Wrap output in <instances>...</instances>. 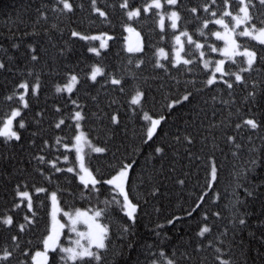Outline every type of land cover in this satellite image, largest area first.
<instances>
[{"label":"trees","instance_id":"16d2710c","mask_svg":"<svg viewBox=\"0 0 264 264\" xmlns=\"http://www.w3.org/2000/svg\"><path fill=\"white\" fill-rule=\"evenodd\" d=\"M123 2L96 0V7L106 13L101 17L93 10L92 0H69L71 11L64 10L59 0H0V64L4 65L0 71L5 72L0 75V127L13 110L20 111L14 119L20 138L0 136V218L13 219L12 225L0 223V255L5 250L12 253L0 264H30L33 253L42 248L50 229L51 192L56 193L63 212L107 208L99 218L109 227L101 261L86 258L77 264H141L146 257L164 249L171 253L173 248L187 256L190 245L205 244L207 234L226 233L233 254L220 260L214 253L209 260L203 254L197 264H221V260L264 264V45L236 35L241 47L256 52L253 67L240 71L247 68L246 58L235 56L226 61L224 73H239L243 81L221 74L222 79L208 85L211 68L204 67L200 50L205 56H219L211 51L213 45L222 46L214 37L220 28L214 18L222 16L228 5L239 10L237 0H229L228 5L224 0H178L173 5L181 17L177 29H170L168 20L161 29L157 9L143 11L151 0H129V9L120 7ZM252 5V23L259 27L264 6L259 0H252ZM135 8L141 14L130 20L126 12ZM192 8L197 11L193 13ZM20 19L22 23L17 22ZM130 24L140 34V51L128 52L125 47ZM22 28L27 32H21ZM178 30L193 39L184 44L188 64L172 58L173 35ZM73 31L102 39H81L72 36ZM195 40L202 44L199 49ZM159 48L167 49L168 55L160 57ZM94 66L102 69L95 81L90 79ZM72 75L77 76L73 90L57 92ZM113 78L121 83L113 84ZM22 83L27 90L19 87ZM138 90L144 94L142 104H148L142 109V104L134 105L130 99ZM185 95L187 100L182 99ZM76 111L84 117L79 124L87 141L105 149L101 153L88 146L84 149L85 163L100 181L98 191H91V185L84 188L77 173L67 171L68 166L76 167L71 148L78 130L73 119ZM145 113L163 117L147 143L150 120L144 119ZM247 119L259 126L252 129L243 124ZM156 148L162 151L157 153ZM126 164L131 167L125 190L137 205L135 222L113 201V197L121 200L119 194L103 183ZM37 188L45 191L36 192ZM25 190L32 200L31 210L27 199L17 194ZM241 219L244 224L239 223ZM20 225L25 226L23 231ZM204 226L210 231L198 235ZM143 228L148 233L140 232ZM60 255L58 249L49 251L46 264H62ZM166 259L171 257L164 258L163 264Z\"/></svg>","mask_w":264,"mask_h":264},{"label":"snow or ice","instance_id":"6c2138e0","mask_svg":"<svg viewBox=\"0 0 264 264\" xmlns=\"http://www.w3.org/2000/svg\"><path fill=\"white\" fill-rule=\"evenodd\" d=\"M61 4H63V9L71 11L72 10V5L69 3V0H59ZM178 0H166V3L169 5H176ZM215 2V0H213ZM238 4L240 5L238 13L236 15H233L231 11L225 10L222 13L221 18L216 19L215 23L222 25L224 28V33L221 34L220 32H215L214 35L217 37V39H221L224 41L225 46L222 49H217V48H212V51H221L222 54L226 59H233L235 56H243L246 58V63H247V68H243L240 71H248L250 70L254 62L256 60V52L249 50L247 47H244V50L238 51V49L241 47L240 45L237 44L236 39L234 38L236 35L241 36V37H248L252 40L258 41L260 44L264 45V21H261V26H257L255 23H252L254 17L250 12V7L252 5V0H237ZM225 5L229 4V0H224ZM259 4L264 6V0H259ZM92 6L93 10L97 12L101 17H105L106 13L102 11L101 9L96 7V0H92ZM121 8L124 9H129V0H124V2L120 5ZM152 8L155 9H161L162 4L161 0H151L150 4H147L144 6L143 11L145 13L149 12ZM191 11L195 13L197 11L196 8H192ZM205 11H208V9L205 7ZM141 14L140 9H131L127 10L126 15L127 17L131 20L135 17H139ZM213 15H216L213 13ZM223 17H231L232 26H229V23H226ZM167 18L171 21V28L176 29L177 28V21L180 20V15L177 11H171ZM164 15H160V27L163 29L164 27ZM207 21H205V26H207ZM241 25H245L242 31L237 32V28ZM129 32H133L134 29L131 27H127L126 29ZM72 36H80L79 33L73 31ZM137 36H139V33H137ZM180 36H188L187 32H182ZM180 36H176V42L177 44L180 43ZM81 39L85 40H101L102 38L100 36H80ZM108 39H111V37H108ZM188 40L191 43L192 38L188 36ZM106 43L101 42L100 47L104 48L106 47ZM201 47L200 44H196V48L199 49ZM141 49L139 47L133 48V47H128L127 51L128 52H135V51H140ZM90 52H94L97 55H99V52L96 48H90ZM159 53L161 56H164V50L160 49ZM203 55V53L201 54ZM33 59H36L35 56L32 57ZM181 57L179 55V51L176 54V63L181 62ZM191 61L188 60H183L184 64H188ZM235 62V61H233ZM224 60H219L216 62V67H215V72H219L222 74H231L235 76V81L236 82H242L243 77L239 73H224ZM208 62L205 61L204 67L207 68ZM4 65L0 64V68H3ZM102 74V69L99 67H93L91 70V75L90 79L95 81L97 76ZM215 81V76L213 75L207 80L208 85H212ZM77 82V76L72 75L70 77V80L68 84L64 86V88L57 87L56 91L61 92L63 90H67L68 92H71L73 90V87L75 86ZM113 84H120L121 81L118 79L113 78L111 81ZM228 84L229 88H232V83H228L227 81L225 82ZM20 88H23L27 90L28 85L27 84H20ZM38 87V85H37ZM35 91V88L33 89ZM143 92L137 91L136 94L132 97L131 103L132 104H140L141 103V98L143 97ZM250 95H252L250 93ZM11 99V97H9ZM183 100H187L188 96L185 95L182 97ZM20 100H24V96L20 95ZM180 101H174L173 103H179ZM75 103V102H73ZM27 107V104L24 105ZM169 107H172L170 104ZM20 115V111L13 110L11 113V116L3 123V127H0V136L5 137L6 139H19V135L16 131L13 130L12 128V122L13 119L17 116ZM84 117L82 116L81 112L77 111L74 114L73 119L77 121L76 127L77 129L80 128L79 121L82 120ZM144 119L145 120H150V125L147 127L146 130V137L147 140L145 143H147L148 140H151L153 138V135L156 132L157 126L161 123V120L163 117H160L159 119H152L147 113L144 114ZM112 122L116 123L117 122V117L114 115L112 117ZM60 123H63L61 120ZM243 124L249 126L252 129H256L259 125L254 119H247L243 121ZM21 128L24 127L23 122L20 123L19 125ZM59 127V124L57 125ZM237 128L241 127L240 124L236 125ZM231 140L232 138L229 137ZM75 144L72 145V147L75 148L76 151V157L77 160L79 161V168H80V173H78L79 180L83 184L84 188H89V185H91V191H98L96 188V185L100 183L95 177V175L85 166L84 163V155H83V146L84 144H87L89 148L93 152L96 153H101L104 152L105 149L101 147H95L93 146L89 141H87L85 134L83 132H79L75 137ZM67 148L68 145H65ZM162 149L156 148V152L159 153L161 152ZM41 159H43L41 157ZM65 160L68 159L67 156L64 157ZM131 167V165H124L117 173L116 175L112 176L110 179L104 181L103 183L111 185L113 190L116 191L119 196L123 197L122 203L118 200H116V197H113V201L117 204H120L121 211L124 212V214L128 217L129 220L135 222V214L137 212V205L134 204L130 199H129V194L125 190V183L128 180V169ZM57 171H60V169L57 168ZM68 172H73L74 169L69 167L67 169ZM211 176L212 179H216V168L213 166L212 171H211ZM211 183H209V187H211ZM45 189L43 188H37L36 192H43ZM18 196L21 198L27 199L28 203L27 206L29 210L32 208V200L27 191L24 192H18ZM251 195V193H249ZM203 199V197H201ZM51 200L53 204L52 208V225L50 228V231L48 235L44 238L43 240V251H37L33 256H32V261L33 264H46L48 260V252L49 250L55 252L57 249L59 252L62 254L60 255V260L62 264H69V262H73V264H77V262H84L86 258H88L89 261H101L102 256H101V251L100 250H105L107 248V241H108V234H109V227L103 223L100 222V217L104 215L107 211V208L105 209H98L91 214H89L88 211L85 210H80L76 209L74 213L70 212H64L63 215L67 217V225L60 223L59 220L56 218L57 212L60 211V208L57 206V196L56 193L51 194ZM19 207V205H17ZM218 215V214H217ZM27 220L28 217H25ZM244 220L241 219L239 221L240 224H244ZM0 223H3L4 225H12L13 224V219L11 216L5 217V218H0ZM169 223H172V221H169ZM78 224H83L85 226L84 231H80L77 229ZM20 230H24V225H20ZM65 227L68 228L70 232H73L76 234V239L72 241L73 246H62L59 243L60 239V234L61 230H63ZM129 228L125 226L124 231L127 232ZM210 229L208 226H204L201 228L200 232L198 235L203 236L205 233L209 232ZM12 239L15 241L17 237L13 236ZM84 241V243H82ZM12 255L11 252L5 250L2 255H0V260H7L10 256ZM218 260H220V257H217ZM153 264H157L156 261H153ZM166 264H174V261L171 259H166ZM221 264H230L229 261L227 260H221Z\"/></svg>","mask_w":264,"mask_h":264},{"label":"rangeland","instance_id":"374dc122","mask_svg":"<svg viewBox=\"0 0 264 264\" xmlns=\"http://www.w3.org/2000/svg\"><path fill=\"white\" fill-rule=\"evenodd\" d=\"M151 3V2H150ZM150 3H148V4H150ZM161 4H162V8L161 9H157L158 10V15H159V17H158V24H159V27H160V23H159V21H160V15H164V17H165V19H164V27L168 24L170 27V29H173V28H171V21L167 18V16H168V14L171 12V11H177V9L173 6V5H169V4H167L166 3V0L165 1H163V0H161ZM135 9H137V8H135ZM225 10H228V11H231L232 13H233V15H236L237 13H238V8L237 9H231L230 7H229V5L227 6V8L225 9ZM224 10V11H225ZM219 18H221V16H218V17H216V18H214V22H215V20L216 19H219ZM223 19L225 20V22L226 23H229V26L231 27L232 26V24L234 23V22H232V20H231V17H223ZM169 21V23H167L166 24V21ZM220 28L219 29H217L215 32H220L221 34H223L224 33V28H223V26L222 25H219V24H217ZM127 27H131L132 29H134V31L133 32H129V31H126V35H125V47H126V49H128V47H133V48H136V47H139V48H141V44H142V41H141V37H140V34H139V36H137V33H139L138 32V30L134 27V26H132L131 24L129 25V26H127ZM163 27V28H164ZM177 27H178V21H177ZM245 27V25H241V26H239L238 28H237V32H239V31H242L243 30V28ZM161 28V27H160ZM177 29V28H176ZM182 32H186V31H176V32H174V35H173V37H174V47H173V51H172V58H173V61L176 63V54H177V52L179 51V55H180V57L182 58L181 59V61H183V60H186V57L183 55V49H184V44H185V42H187V41H189L188 40V36H190L191 37V35L188 33V36H180V34L182 33ZM176 36H180V43L179 44H177V42H176V39H175V37ZM214 37L217 39V37L214 35ZM192 38V37H191ZM235 39H236V41H237V44L239 45V42H238V39L236 38V36L234 37ZM193 40V39H192ZM218 40H220L221 42H222V46L221 47H218V46H216V45H213V47L212 48H217V49H222L224 46H225V44H224V41L223 40H221V39H218ZM195 45L196 44H200V45H202L201 44V42L200 41H196L195 40ZM160 49H163L164 50V53H165V55L167 56L168 55V51H167V49H164V48H159L158 50H157V53H158V55L160 56V57H164V56H161L160 55V53H159V50ZM249 50H252V49H250V48H248ZM244 50V47H240L239 49H238V51H243ZM211 51H212V49H211ZM253 51V50H252ZM213 53H216L217 55H219L218 57H216V58H213V57H211V56H205V51L204 50H200V56L202 57V62H203V64H205V61H207L208 62V67L209 68H211V75H210V77H212L213 75L215 76V79H222V73H219V72H215V67H216V62L217 61H219V60H224V65H225V63H226V61L227 60H229V59H226L225 57H224V55L222 54V52L221 51H219V50H217V51H212ZM203 53V55H201ZM224 65H223V67H224ZM224 72H225V70H224ZM68 84V83H67ZM66 90V89H65ZM67 91V90H66ZM15 110H17V108L15 109ZM19 110V109H18ZM77 112V111H76ZM75 112V113H76ZM11 116V115H10ZM9 116V117H10ZM8 117V118H9ZM152 119H159V118H154V117H152V116H150ZM7 118V119H8ZM6 119V120H7ZM15 119V118H14ZM14 119H13V122H12V128H13V130L14 131H16L17 132V130L14 128ZM77 123V122H76ZM150 125V124H149ZM2 127H3V125H2ZM79 132H83L82 130H81V128H79L78 130H77V132H76V135L79 133ZM84 133V132H83ZM75 135V136H76ZM75 144V141L73 142V144L72 145H74ZM72 145H71V148H73L74 150H75V148L74 147H72ZM87 145L86 144H84V146H83V155H84V149H85V147H86ZM95 147H98V146H95ZM75 154H76V151H75ZM76 159H77V157H76ZM84 163H85V160H84ZM85 166L91 171V169L89 168V166L85 163ZM70 166H68L67 168H69ZM71 168H73V167H71ZM74 169V171L77 173V175H78V173H80V168H79V161L78 160H76V167L75 168H73ZM121 169V168H120ZM119 169V170H120ZM118 170V171H119ZM117 171V172H118ZM92 172V171H91ZM116 172V173H117ZM93 173V172H92ZM116 173L114 174V175H116ZM113 175V176H114ZM79 177V176H78ZM112 177V176H111ZM110 177V178H111ZM110 178H108V179H110ZM107 179V180H108ZM26 191V190H25ZM21 192H24V191H21ZM28 192V191H27ZM52 193H54V192H51L50 193V201H51V208H50V228H51V225H52V208H53V204H52V200H51V194ZM120 202L122 203V201H123V197H121L120 196ZM28 203V202H27ZM57 206L60 208V206H59V203H58V199H57ZM119 206H120V204H119ZM75 210L76 209H74V210H71V211H64V212H70V213H74L75 212ZM80 210H84V209H80ZM85 211H88L89 212V210H85ZM61 212H63V210L60 208V211L59 212H57V214H56V218H57V220H59L60 221V223H63V224H66L67 225V217H65L64 215L63 216H60V213ZM63 212V213H64ZM89 214H91V212H89ZM143 215V214H142ZM141 218H142V216H141ZM77 229L78 230H80V231H84L85 230V226L83 225V224H78L77 225ZM50 231V230H49ZM62 238H64L65 239V242L64 243H61V239ZM77 237H76V234L75 233H73V232H70L69 230H68V228L67 227H65L63 230H61V234H60V239H59V243L62 245V246H65V247H67V246H73L72 245V241H74L75 239H76ZM82 243H84V241H82ZM44 247V246H43ZM37 251H43V248L42 249H40V250H37ZM37 251H35L34 252V254L37 252ZM49 251H51V250H49ZM49 253V252H48ZM33 254V255H34ZM48 255V254H47ZM32 264H33V261H32Z\"/></svg>","mask_w":264,"mask_h":264},{"label":"bare ground","instance_id":"6f19581e","mask_svg":"<svg viewBox=\"0 0 264 264\" xmlns=\"http://www.w3.org/2000/svg\"><path fill=\"white\" fill-rule=\"evenodd\" d=\"M17 22L22 23L21 19L18 20ZM21 32H27V29L22 28ZM24 39H27V37L24 36ZM187 42H189V41H187ZM6 65L8 67L11 66L9 64V62H6ZM5 69H7V67ZM0 75L5 76V72L0 71ZM50 76H52V75H50ZM45 81H46V83L49 82L47 79H45ZM176 84H177V86H176L177 89H180L181 88L180 84L178 82ZM184 89H186V88H184ZM136 92H134L131 95L130 99H132V97L136 94ZM142 103L143 102L141 101L140 104H142ZM124 106H125L124 109L127 111L129 109L128 105L124 104ZM147 106H148L147 103L142 104V105H140V108L142 109V108H145ZM120 110L122 112H125L122 109H120ZM28 124H32L31 119H29ZM109 126H110V128H113V126H111V125H109ZM228 190H230V189H228ZM145 212H146V210H145ZM173 214H174V212H170V215H173ZM232 222L233 221L231 220L229 227L232 225L231 224ZM230 228H232V227H230ZM140 232L148 233V230H144V228H143V230H140ZM211 233L215 234V231H212ZM228 239H229L228 233L223 234V235H219V236L207 234V236L205 238V244L202 245L200 248H195L194 245H190L191 253L188 254L187 256H185V254H178V252L176 250H174V248H173V250H171L172 251L171 253H168L167 250L164 249V251L162 253L157 254L155 257H153V256L146 257V262H145V260H143L141 264H153V261H156L157 264H163L164 258L169 257V256L171 257L172 260L177 262V264H197L198 262L202 261L201 255H203V254L206 255L207 260H209V256L212 255L213 253L215 254L216 258L217 257H220V258L230 257V255L233 254V252H232L233 250L230 249V245L228 244V241H227ZM195 256H197L198 261H196Z\"/></svg>","mask_w":264,"mask_h":264}]
</instances>
